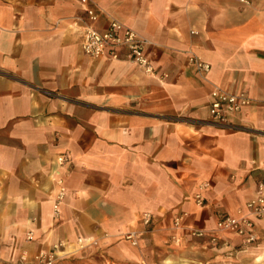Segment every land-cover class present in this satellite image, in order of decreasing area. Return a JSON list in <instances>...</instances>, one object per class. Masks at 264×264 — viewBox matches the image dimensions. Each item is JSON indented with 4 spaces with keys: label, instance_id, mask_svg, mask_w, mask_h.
<instances>
[{
    "label": "crops",
    "instance_id": "0c3cea01",
    "mask_svg": "<svg viewBox=\"0 0 264 264\" xmlns=\"http://www.w3.org/2000/svg\"><path fill=\"white\" fill-rule=\"evenodd\" d=\"M92 2L94 28L115 20L147 40L154 74L122 48L86 55L74 0H0V264L39 253L51 264H264V216L251 244L188 232L264 196V0ZM214 86L249 101L219 125ZM144 213L152 223L132 246L124 234L144 230Z\"/></svg>",
    "mask_w": 264,
    "mask_h": 264
},
{
    "label": "built area",
    "instance_id": "2783aa9c",
    "mask_svg": "<svg viewBox=\"0 0 264 264\" xmlns=\"http://www.w3.org/2000/svg\"><path fill=\"white\" fill-rule=\"evenodd\" d=\"M79 5L84 7L87 24L84 26V38L82 42L83 52L92 57H111L116 58L115 51L122 48L127 51V59L138 67L144 69L146 73L154 74L153 66L149 62L145 54V48L148 42L145 38L138 35L134 30L125 26L118 21H111L107 28L103 31L97 30L92 24L97 21L98 13L92 0H74ZM246 3V0H240ZM188 63L198 72L207 73L210 69L209 65L199 59L196 55H189ZM213 100L209 106V115L212 123L222 124L227 120L229 114L238 113L242 108L248 105L249 101L242 95L229 93L219 86H214L211 92ZM69 159L66 155L56 157V183L59 185V190L56 194L53 211L56 216L59 213V205L65 195L64 174L67 170ZM197 206L203 205V197L199 194L195 196ZM246 213L238 212L236 216H224L217 220L215 226L211 230L188 229L190 236L195 238L209 237V243L215 245L220 234L231 233L242 237L246 244H251L256 241V235L252 231L254 219H260L264 216V196L259 195L246 203ZM186 214H181L175 217L173 228L175 230L183 229L182 221ZM152 223V216L149 213L142 215V231H129L124 234V238L132 245L137 246L140 236L147 232L148 227ZM175 238V237H174ZM30 239V237H29ZM36 264H51L53 257L48 254L39 253L34 257ZM18 264H31L25 258H22Z\"/></svg>",
    "mask_w": 264,
    "mask_h": 264
}]
</instances>
